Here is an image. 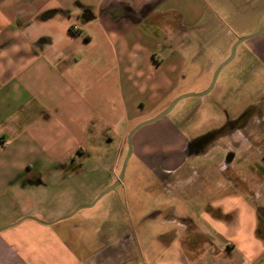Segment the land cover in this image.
I'll list each match as a JSON object with an SVG mask.
<instances>
[{"label": "crops", "instance_id": "obj_1", "mask_svg": "<svg viewBox=\"0 0 264 264\" xmlns=\"http://www.w3.org/2000/svg\"><path fill=\"white\" fill-rule=\"evenodd\" d=\"M248 2L0 0V264H264V204L231 187L217 199L222 183L196 182L195 167L168 181L175 196L148 216L160 217L161 233L147 223L133 236L116 209L115 240L104 244V223L93 225L84 215L73 221L117 181L129 131L179 95L186 31L211 23L223 9L242 14ZM262 33L250 38L249 48L264 73ZM165 125V134L181 136L171 121ZM241 131L245 149L255 140ZM106 135L117 137L118 148L100 161L85 145ZM186 142L166 148V155L185 158ZM260 154L252 174L263 186L264 150ZM77 157L97 164L74 166ZM84 169L102 176L88 200L74 199L66 182ZM178 170L176 164L163 168L168 179ZM231 172L250 183L240 169Z\"/></svg>", "mask_w": 264, "mask_h": 264}, {"label": "rangeland", "instance_id": "obj_2", "mask_svg": "<svg viewBox=\"0 0 264 264\" xmlns=\"http://www.w3.org/2000/svg\"><path fill=\"white\" fill-rule=\"evenodd\" d=\"M243 9L245 11L242 14H231L224 9L220 10L214 15L215 18L211 20V23L186 31L180 48L185 54L187 64L179 89L180 93L176 97L204 92L209 87L215 71L230 57L232 47L238 39L254 35L262 29L264 0H249ZM250 41L251 39L244 40L236 47L233 58L220 69L213 87L207 94L182 98L166 115L142 126L134 133L131 138L132 151L120 185L94 203L95 199L115 182L101 191L88 203V205L94 203L93 206L82 208L77 216H73V221L79 220V215H84L93 225L104 223L105 228L102 230L107 233L103 239L104 244H112L115 240L111 223L112 211L116 209L119 210L117 213L119 217L122 215L126 217L125 223L133 236L138 238V234L142 233L141 230L147 223L151 224L153 233H161L164 227L160 223V217L151 220L148 216L158 211L167 199L175 196L170 187H166L168 181H172L173 177L187 176L191 167L197 168L196 182L222 183L220 187L223 190L216 191L217 199L225 197L224 192L228 194L231 190L224 189L231 187V193L237 189L243 196L251 197L258 200L260 204H264V185H259L252 174V168L256 167L257 162L262 161L260 153L264 150V119L259 121L264 113V73H261L260 64L253 56L252 49L249 48ZM160 112L145 117L146 119L137 124L155 117ZM239 117L247 123L246 127L241 129L242 134L253 136L255 140L247 148L242 147L239 131H234L232 138H221L212 143L204 141L211 134H217L219 126H223L228 119ZM167 121H171L174 125L172 128L179 130L181 136L175 135L174 130L169 131V136H165L168 135L164 132ZM262 136L261 142L256 141ZM112 138V142H106L107 139ZM140 139L142 147L135 148L136 141ZM181 139L187 141L186 157L181 158L175 155L174 151L166 155V150L181 143ZM195 139L202 141L204 153H191ZM117 145L116 136L106 135L104 140L85 146H88L92 154L99 156L97 160L105 161L107 160L105 156H111L117 152ZM150 150H156L158 154L149 155ZM237 152L238 156L232 161L231 155ZM126 155L127 147H124L117 169L118 176L122 172ZM81 162L85 167L97 164V162H89L85 157H77L73 165L78 166ZM171 164H176L179 170L168 179L163 168ZM231 168L240 169L246 181L249 180L250 183L246 186L235 180ZM101 176L84 169V174L72 176L67 180V194L74 199L88 200L94 191L95 182H98ZM190 176V181H193V175ZM225 177L233 178L232 183L225 182ZM183 196L191 199L193 193L186 191ZM122 223L124 227V222ZM88 232L85 233L88 234ZM138 242L141 244L140 239ZM139 244L137 243V247H140Z\"/></svg>", "mask_w": 264, "mask_h": 264}, {"label": "water", "instance_id": "obj_3", "mask_svg": "<svg viewBox=\"0 0 264 264\" xmlns=\"http://www.w3.org/2000/svg\"><path fill=\"white\" fill-rule=\"evenodd\" d=\"M263 31H264V24H263L262 29H261L259 32H257L256 34L251 35V36L241 37V38L238 39V41H237V42L233 45V47H232L230 57H229V58H228L223 64H221V65L218 67V69L215 71L214 76H213V79H212V81H211L209 87H208L204 92H202V93H200V94H183V95H180V96L176 97L173 101H171V103L168 105V107H166L162 112H160L159 114H157L155 117H153V118H151V119H148V120H146V121H143V122L137 124L135 127H133V128L129 131V133H128V135H127V138H126V144H127V155H126L125 160H124V162H123L122 172L120 173V175H119L117 181L114 183V185H112L110 188H108L107 190H105L104 192H102V193H101V194L95 199L94 202H96V201H97L102 195H104L105 193L109 192L110 190H112L114 187H116V186L120 183V181H121V179H122L123 171H124L125 166H126V163H127V160H128V158H129V156H130V154H131V151H132V148H131V138H132L133 134H134L139 128H141L142 126H144V125H146V124H149V123H152V122L158 120L159 118H161L162 116L166 115V114H167V113L173 108V106H174L179 100H181L182 98H185V97H188V96H203V95L207 94V93L211 90V88L213 87L214 81H215L216 76H217L218 72L220 71V69H221L226 63H228V62L233 58V56H234V52H235V49H236V46H237L240 42H242V41H244V40H247V39H250V38H252V37H254V36H256V35L262 33ZM0 231H1V229H0Z\"/></svg>", "mask_w": 264, "mask_h": 264}, {"label": "flooded vegetation", "instance_id": "obj_4", "mask_svg": "<svg viewBox=\"0 0 264 264\" xmlns=\"http://www.w3.org/2000/svg\"><path fill=\"white\" fill-rule=\"evenodd\" d=\"M246 125V121L242 120L240 117L237 119H228L226 123L216 132L217 134H211L208 138L204 139V141H209L212 143L215 137L222 135H231L234 134V131H240ZM193 148L191 149V153L200 154L204 152V146L202 141L195 139L193 140ZM188 149H185V153ZM232 156V155H231Z\"/></svg>", "mask_w": 264, "mask_h": 264}, {"label": "trees", "instance_id": "obj_5", "mask_svg": "<svg viewBox=\"0 0 264 264\" xmlns=\"http://www.w3.org/2000/svg\"><path fill=\"white\" fill-rule=\"evenodd\" d=\"M261 223V222H260Z\"/></svg>", "mask_w": 264, "mask_h": 264}]
</instances>
